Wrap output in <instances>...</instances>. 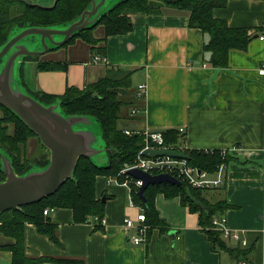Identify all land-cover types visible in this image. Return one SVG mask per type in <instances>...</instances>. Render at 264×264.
<instances>
[{"label":"crops","instance_id":"obj_1","mask_svg":"<svg viewBox=\"0 0 264 264\" xmlns=\"http://www.w3.org/2000/svg\"><path fill=\"white\" fill-rule=\"evenodd\" d=\"M54 2L31 0L32 5L45 8ZM213 15L226 20L231 28L252 30L246 50L230 51L226 69L205 65L202 31L189 27L188 14L166 8L161 15H130L133 30L125 35L106 37L104 26L96 24L93 35L100 43L94 47L81 39L69 44L73 38L62 47L49 44L52 49L48 53L22 59L24 67L18 79L36 98V93L60 96L68 87L84 89L109 73L134 72L131 88L123 93L128 109L121 111L122 131L183 129L178 151L170 146L151 150L183 154L187 150L226 151L229 160L223 184L203 190V197L212 205L225 202L230 206L217 219L226 218L241 240L223 239L229 248L246 254L214 249L202 230L199 214L184 206L180 198L167 199L162 194L155 197L154 205L163 225L147 224V241L134 245L137 231L126 229V220L139 225L137 218L144 208L133 201L128 187L110 182L117 177L99 176L96 199L105 204V226L78 224L72 210L54 209L47 217L58 227L60 245L28 224L25 237L30 258L80 260L84 264H264V76L259 73L264 67V41L258 38L264 24V1L231 0ZM20 30L14 29L12 34ZM23 43L32 51L42 50L39 38ZM96 58L106 62H96ZM40 65L60 67L37 71ZM141 84L147 87L143 99L137 97ZM134 109L139 110L135 116ZM101 148L104 151L95 154L97 160L91 159L105 167L109 164L105 143ZM208 174L218 178L217 172ZM10 242L0 234V245ZM11 259L10 253L0 252V262L11 264Z\"/></svg>","mask_w":264,"mask_h":264},{"label":"trees","instance_id":"obj_2","mask_svg":"<svg viewBox=\"0 0 264 264\" xmlns=\"http://www.w3.org/2000/svg\"><path fill=\"white\" fill-rule=\"evenodd\" d=\"M231 0H123L106 13L98 26H104L106 37L125 35L133 30L132 14L161 15L166 8H173L188 14L189 27L199 29L204 36L203 60L206 66L226 69L229 66L231 50L244 51L252 39L249 28H231L226 20L216 19L214 10L225 9ZM253 2L264 0H249ZM90 0H60L54 8L34 6L21 0H0V48L11 38L14 29L50 28L67 26L74 22L88 8ZM96 29L80 32L69 42L81 39L91 46L100 43L93 33ZM59 65H40L37 71L56 70ZM134 72L109 73L96 83L84 89L68 87L60 96L36 93L35 97L45 105L60 103L62 113L69 117H89L101 126L102 139L108 151L109 164L97 166L90 158L81 157L74 170V177L67 181L54 195L40 202L0 214V234L11 240L0 245V252L10 253L11 264H84L80 260L33 259L26 254L25 231L28 224L36 227L39 234L60 245L57 225L44 215L46 209H69L74 213L75 223H86L90 216L103 218L105 204L96 199V179L99 176L117 177L121 182L132 180L121 175L126 166H132L144 148L140 134L128 136L123 133L119 122L125 102L120 98L131 88ZM0 145L12 161L17 175L27 174L34 168L44 169L50 164V153L40 138L7 108L0 106ZM167 146L178 151L181 139L179 131L163 133ZM37 138L40 149L35 156L28 155L29 142ZM27 149V152H26ZM188 165L210 174L217 172L221 164H227L228 155L221 151L202 152L187 150ZM1 157V156H0ZM155 176V175H153ZM134 180V178H133ZM6 175L0 167V183ZM133 201L144 208L147 224L163 225L155 209L157 195L167 199L180 198L190 211L198 213L200 225L216 250H228L245 255L244 251L231 249L223 239L221 231L213 225L214 219L230 208L225 202L210 204L203 190H197L185 182L181 187L170 184L151 185L144 192L147 204L139 196L140 189L131 184Z\"/></svg>","mask_w":264,"mask_h":264},{"label":"water","instance_id":"obj_3","mask_svg":"<svg viewBox=\"0 0 264 264\" xmlns=\"http://www.w3.org/2000/svg\"><path fill=\"white\" fill-rule=\"evenodd\" d=\"M27 1L32 5L30 0ZM58 1L60 0H55L53 6L49 8H54ZM107 1L90 0V9L85 10L78 21L67 26L20 30L12 34L9 41L0 48V106L16 114L40 138L50 153V164L46 168H34L23 176L16 174L9 156L2 157V170L6 175V181L0 183V214L10 210H21L54 195L67 181L73 179L74 170L81 157L91 159L96 153L101 154L104 151L101 146L100 148L94 146V143L98 142L94 133L82 127L75 129L78 125L90 124L89 117L65 116L58 103L51 106L41 103L30 96L22 85L15 84V80L25 56H42L52 49L49 44L55 48L62 47L80 32L91 29L98 24L97 21L102 16L101 8ZM31 37L40 39L41 51H32L28 43H23ZM143 155L147 158L168 156L189 160L188 155L172 150H147ZM128 174L143 182L139 196L145 204L147 201L144 192L149 186L183 185L169 174L153 176L139 169L131 170Z\"/></svg>","mask_w":264,"mask_h":264},{"label":"built area","instance_id":"obj_4","mask_svg":"<svg viewBox=\"0 0 264 264\" xmlns=\"http://www.w3.org/2000/svg\"><path fill=\"white\" fill-rule=\"evenodd\" d=\"M258 38L261 41H264V24L262 26V32L258 35ZM96 62H106L105 59L96 58ZM260 75L264 76V67L260 70ZM147 94V87L144 84H141L137 89V97L143 99ZM139 112L138 109H134L132 115L135 116ZM183 129H181L180 135L183 134ZM124 134L128 136H132L135 133L130 132L128 130L123 131ZM140 134L144 138V148L140 151L137 160L132 166H126L125 169L122 170L121 175H127L128 172L134 169L142 170L150 175H159V174H169L174 178L178 179L182 183H186L190 187L197 190H211L215 188H219L223 184V174L226 171V164H221L217 170V179H212L211 176L207 172H202L197 170L196 168L190 167L187 161L178 160L171 157H157V158H146L143 154L147 150H151L154 148L157 149H171L166 145L164 134L162 132H154V131H142ZM222 155L226 156L227 152L222 151ZM125 180L124 182H120L118 178H110V182L122 183L126 187L129 188L130 194L132 193L131 184H134L136 188L140 189L143 185V182L140 180ZM53 209H46L44 211V215L48 216ZM137 221L139 225H136L132 220H126V229H135L137 231V235L133 236L132 241L134 245H141L147 241V234L149 230V226L146 223V215L145 213H141L138 215ZM94 226L104 227L106 221L104 218H100L98 216H93L88 218L87 222ZM213 225L215 228L222 232L223 237L228 240H236L240 241L241 237L233 233L227 225L226 218L223 219H214ZM245 264V263H242Z\"/></svg>","mask_w":264,"mask_h":264},{"label":"rangeland","instance_id":"obj_5","mask_svg":"<svg viewBox=\"0 0 264 264\" xmlns=\"http://www.w3.org/2000/svg\"><path fill=\"white\" fill-rule=\"evenodd\" d=\"M31 1V0H30ZM123 0H108L107 1V3L101 8V12H103V13H105L109 8H112V7H114L118 2H122ZM35 5V4H34ZM47 5H49V4H47ZM90 7H91V5H89L88 6V8L86 9V10H88V9H90ZM109 12V11H108ZM107 12V13H108ZM82 16V15H81ZM81 16H79L76 20H74V22H76V21H78L79 19H80V17ZM101 19H102V17L101 18H99L98 19V23L101 21ZM94 20H96V19H94ZM73 23V22H72ZM72 23H70V24H72ZM95 26V25H94ZM93 26V27H94ZM92 27V28H93ZM59 39H61V38H59ZM24 67V65L22 64L21 65V68H20V72L22 71V68ZM28 72L26 71V74H27ZM28 75V74H27ZM20 84V85H22V84H24L23 83V81H21V80H19L18 79V74H17V79L15 80V84ZM17 84V85H18ZM19 87V86H18ZM22 87L24 88V86L22 85ZM21 87V88H22ZM22 88V89H23ZM21 89V90H22ZM17 90H18V88H17ZM25 91V90H24ZM128 91V90H127ZM127 91L125 92V93H127ZM27 92V91H26ZM120 98H123V96H121ZM36 99V98H35ZM58 104L60 105V103L58 102ZM48 106H51V105H48ZM124 108H127L128 109V106H127V104L124 106ZM9 110V109H8ZM11 111V110H10ZM12 112V111H11ZM0 115H1V112H0ZM90 120H91V122H90V124H84V125H78V126H75V129H79V128H84V129H86V130H89L90 132H92V133H94V137L96 138H98V142L96 143H94V146L96 145V147H98V148H100V146L101 145H103L104 144V141H103V139L101 138V134H102V131H101V126H100V124L95 120V119H93V118H90ZM104 147V146H103ZM38 149H40V145H39V141H38V139L37 138H34V139H31L30 140V142H29V148H28V155H29V157L30 156H35L36 155V153H37V150ZM26 152H27V149H26ZM8 153H7V151L5 150V149H3V148H1V145H0V167H1V170H2V162H1V159H2V157L3 156H7L8 157ZM95 158V160H97V157L96 156H94ZM10 158V157H9ZM3 171V170H2ZM4 173V172H3ZM23 176V175H22ZM0 264H5L4 262H0Z\"/></svg>","mask_w":264,"mask_h":264}]
</instances>
